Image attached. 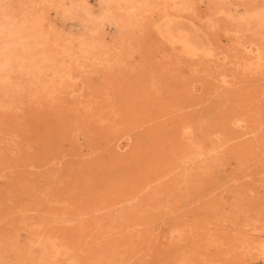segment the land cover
I'll return each instance as SVG.
<instances>
[{
  "label": "rangeland",
  "instance_id": "rangeland-1",
  "mask_svg": "<svg viewBox=\"0 0 264 264\" xmlns=\"http://www.w3.org/2000/svg\"><path fill=\"white\" fill-rule=\"evenodd\" d=\"M0 264H264V0H0Z\"/></svg>",
  "mask_w": 264,
  "mask_h": 264
},
{
  "label": "bare ground",
  "instance_id": "bare-ground-1",
  "mask_svg": "<svg viewBox=\"0 0 264 264\" xmlns=\"http://www.w3.org/2000/svg\"><path fill=\"white\" fill-rule=\"evenodd\" d=\"M262 23V22H261ZM169 25V24H168ZM168 27V26H167ZM168 30V29H167ZM187 47V46H186Z\"/></svg>",
  "mask_w": 264,
  "mask_h": 264
}]
</instances>
